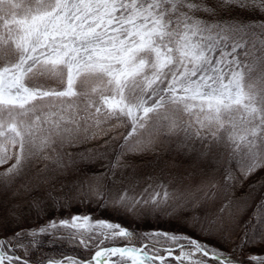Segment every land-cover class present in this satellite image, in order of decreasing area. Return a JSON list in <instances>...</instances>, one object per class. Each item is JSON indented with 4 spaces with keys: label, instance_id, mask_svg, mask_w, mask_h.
<instances>
[{
    "label": "snow or ice",
    "instance_id": "obj_1",
    "mask_svg": "<svg viewBox=\"0 0 264 264\" xmlns=\"http://www.w3.org/2000/svg\"><path fill=\"white\" fill-rule=\"evenodd\" d=\"M173 261L264 264V0H0V264Z\"/></svg>",
    "mask_w": 264,
    "mask_h": 264
},
{
    "label": "trees",
    "instance_id": "obj_2",
    "mask_svg": "<svg viewBox=\"0 0 264 264\" xmlns=\"http://www.w3.org/2000/svg\"><path fill=\"white\" fill-rule=\"evenodd\" d=\"M166 158L167 157L165 156L164 159H166ZM156 167H157V169L163 167V159L160 161L159 164H157ZM74 211H75V209H74ZM87 211L92 212L95 215L96 218H111V217H109V215L107 213L100 212L97 209H88ZM41 223H43V221H41ZM44 251L51 252V251H54V250L46 248V249H44ZM70 252H71L70 249L65 250V254H69ZM32 259H35V257L33 256Z\"/></svg>",
    "mask_w": 264,
    "mask_h": 264
},
{
    "label": "rangeland",
    "instance_id": "obj_3",
    "mask_svg": "<svg viewBox=\"0 0 264 264\" xmlns=\"http://www.w3.org/2000/svg\"><path fill=\"white\" fill-rule=\"evenodd\" d=\"M149 171H151V169H149ZM165 182H166V181H165ZM20 254H22V253H20ZM177 254H178V253H177ZM172 264H175V261H173Z\"/></svg>",
    "mask_w": 264,
    "mask_h": 264
}]
</instances>
